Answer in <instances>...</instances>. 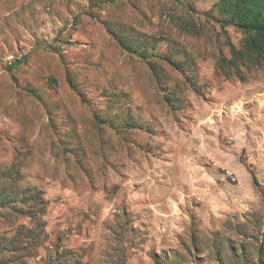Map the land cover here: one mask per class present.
I'll return each mask as SVG.
<instances>
[{
  "label": "rangeland",
  "instance_id": "rangeland-1",
  "mask_svg": "<svg viewBox=\"0 0 264 264\" xmlns=\"http://www.w3.org/2000/svg\"><path fill=\"white\" fill-rule=\"evenodd\" d=\"M219 2L0 0V264H264V72L221 73Z\"/></svg>",
  "mask_w": 264,
  "mask_h": 264
},
{
  "label": "trees",
  "instance_id": "trees-1",
  "mask_svg": "<svg viewBox=\"0 0 264 264\" xmlns=\"http://www.w3.org/2000/svg\"><path fill=\"white\" fill-rule=\"evenodd\" d=\"M219 8L230 17L223 26H236L244 35L240 48L230 46L231 58L220 59L221 73L245 81L247 72H264V0H220Z\"/></svg>",
  "mask_w": 264,
  "mask_h": 264
},
{
  "label": "built area",
  "instance_id": "built-area-1",
  "mask_svg": "<svg viewBox=\"0 0 264 264\" xmlns=\"http://www.w3.org/2000/svg\"><path fill=\"white\" fill-rule=\"evenodd\" d=\"M230 176H232V175H230Z\"/></svg>",
  "mask_w": 264,
  "mask_h": 264
}]
</instances>
